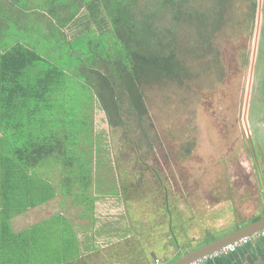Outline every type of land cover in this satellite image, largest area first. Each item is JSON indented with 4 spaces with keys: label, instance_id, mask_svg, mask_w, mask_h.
I'll use <instances>...</instances> for the list:
<instances>
[{
    "label": "trees",
    "instance_id": "trees-1",
    "mask_svg": "<svg viewBox=\"0 0 264 264\" xmlns=\"http://www.w3.org/2000/svg\"><path fill=\"white\" fill-rule=\"evenodd\" d=\"M227 1L214 0L208 15L191 0H149L140 7L135 0H0L7 7L4 26L11 22V41L3 50L6 28L0 19V264H68L80 258L76 230L62 213L21 231L13 230L11 220L58 193L91 220L105 193H123L117 188L122 183L107 175L117 167L107 162L104 140L93 134L95 104L109 127L121 128L124 139L138 147L133 121L150 150L145 90L184 86L194 77L181 59L178 26L196 29L208 51V34L227 20ZM33 8L38 11H28ZM82 9L88 14L79 19ZM75 25L85 28L71 38L64 29ZM256 88L262 93L261 83ZM54 167L60 170L59 189L49 178Z\"/></svg>",
    "mask_w": 264,
    "mask_h": 264
},
{
    "label": "rangeland",
    "instance_id": "rangeland-1",
    "mask_svg": "<svg viewBox=\"0 0 264 264\" xmlns=\"http://www.w3.org/2000/svg\"><path fill=\"white\" fill-rule=\"evenodd\" d=\"M135 1L138 7L149 2ZM191 2L196 10L206 13L213 7L214 0ZM252 3L255 4L253 14L250 12ZM3 6L0 2V13L3 12L0 19L6 28V37L1 42V47L5 50L11 41V22L4 26L7 7ZM260 6L262 9L256 32ZM223 9L222 7L217 12L220 13ZM33 10L38 11V8ZM189 10L193 12L195 19V11L191 7ZM225 10L226 22L216 34H208L211 36L208 51L205 44L198 42L200 39L197 40L196 29L178 26L177 34L184 38V42L182 38L177 39L182 49L181 59L194 77L184 86L167 83L145 90L144 101L148 115L144 127L148 132L150 150L146 143L139 141L141 129L133 121H129V124L132 128V138L139 142L138 147L124 139L121 128H110L103 110L97 104L94 106L93 134L97 140H104L101 144L108 152L110 159L107 162L112 164V167H117L107 175L116 181L119 180L122 187L119 185L117 188L123 189L122 194L105 193L95 203V214L109 213L107 210L104 212L105 206L114 205L116 214L124 217L127 225L135 224L133 228L153 223L156 226V230L153 229L155 235L152 234L148 240L151 244L148 247L151 246L152 249L158 241L167 238L170 240V247L162 249L163 252L152 250L155 254H161L163 261L175 257L178 247H199L205 238V241H208L211 238L209 236L224 234L236 224L248 222L249 217L258 216L264 211L259 181L255 166L252 165L243 124L251 61L254 58L248 123L253 151L256 150L255 153L260 155V179L264 181V128L261 127L259 108L252 110L251 107L253 104L261 107L264 104V99H261L255 90L258 83H261L264 93V0H228ZM85 14H88L87 10L82 9L78 14L79 19ZM206 14L212 15V12ZM164 20L166 24L170 23V15ZM199 27L202 28V25ZM91 28H94L93 24ZM65 29L72 38L78 26ZM72 77L79 80L74 74ZM70 91H77L76 87ZM133 157L135 160H131ZM49 171L50 180L59 189L60 170L54 167ZM246 173L251 174L249 182L246 181ZM247 183L257 191V202L245 195L250 192ZM227 187H231L234 192L226 194ZM236 187L238 189L235 191ZM217 200L220 202L216 203ZM146 212L147 218L140 219ZM57 213H62L71 223L79 240L82 241L86 237L87 224L82 223L86 220L80 217V209L59 193L56 198L45 204L14 217L11 220L12 228L14 231H21ZM150 214H154L153 219ZM168 221L172 222V228L165 232L164 225ZM78 231H82L81 234ZM130 248L127 239L119 250L124 253L129 252ZM81 251L82 259L78 262L86 264L89 253L84 249ZM103 262V259H99L96 264ZM145 264H153L152 256L147 257Z\"/></svg>",
    "mask_w": 264,
    "mask_h": 264
},
{
    "label": "crops",
    "instance_id": "crops-1",
    "mask_svg": "<svg viewBox=\"0 0 264 264\" xmlns=\"http://www.w3.org/2000/svg\"><path fill=\"white\" fill-rule=\"evenodd\" d=\"M32 12L34 13L35 11L33 10ZM84 28H85L84 26L78 27V30L75 31V34L73 36H78L79 35L78 33L81 32ZM64 32L67 35H69V32H67L66 29H64ZM115 208L116 207L114 205H106L104 212L107 210L109 213H104L102 215L94 214L93 218L90 221H87V220L82 221V223L87 224L86 226L87 235L85 238L82 239V241L81 240L79 241L81 245V250L84 249L85 251H88L89 253V257L86 261V264H96V262L99 261V259H103L104 264H142V263L145 264L147 257H150V256H152L153 264H154L155 259L157 258L161 259L162 258L161 254H155L152 250L157 249L158 251H162V249L165 250L169 248L170 245L168 241L170 240L167 238V240L163 239V241L161 242L158 241L160 244L157 242V244H154V246L151 249V246L148 247L149 245H151L148 243V240L152 237V234H154L153 229L156 230V226L153 223H151L149 226L146 224L144 227L141 226L142 227L141 228L140 226L136 224L138 228L136 227L133 228L132 226H135V224L127 225L125 218L116 214ZM96 212H97V207L95 204V213ZM145 216H141L140 219L145 220V218H147V214ZM151 217L153 219L154 214H152ZM170 224L171 223L164 225L165 232L172 228L170 227ZM180 227H181V230H183L182 225H180ZM233 230H230L226 233H229ZM81 232L78 231L79 234H81ZM226 233L217 235V236H209V237L217 239L225 235ZM92 234L96 237H94ZM127 239L130 242L131 248L129 249V252L123 253L122 251L119 250V248L122 245V243L126 241ZM210 239L205 242L203 241L201 243L202 245L199 244L200 245L199 247L209 243L211 241ZM214 239H212V241ZM146 247L148 248L145 252ZM199 247H195V248H199ZM187 248H189V246L185 245L184 249H187ZM181 249L182 248L178 247L176 253L178 254V252ZM148 250L149 252H147ZM169 251L172 254V251L171 250ZM80 259H82V255L77 261H79ZM162 262L166 263L167 261L162 260ZM68 264H72V262Z\"/></svg>",
    "mask_w": 264,
    "mask_h": 264
},
{
    "label": "flooded vegetation",
    "instance_id": "flooded-vegetation-1",
    "mask_svg": "<svg viewBox=\"0 0 264 264\" xmlns=\"http://www.w3.org/2000/svg\"><path fill=\"white\" fill-rule=\"evenodd\" d=\"M221 27H222V24L220 22L219 25H218V28L220 29ZM255 90H256L257 95H259L261 97V99L262 98L264 99V95L262 93H258L257 92L258 91L257 88H255ZM249 99H250V96H249ZM251 107H252V110H254L255 107L256 108H259V110H260V114L259 115H261L260 118L262 120L261 121V127L264 128V104L262 105V107H261V105H255V104L251 105ZM246 115H247L246 116V119H247V123H248V121L250 119V115H249L248 108H247V114ZM248 126H249V123H248ZM252 129H253V127H252ZM249 131H251L250 130V127H249ZM246 135H247V133H246ZM250 138H251V142H252L251 133H250ZM247 140H248V144H249V148H250V154L252 156V165L255 166V172H256L255 174H256L257 179L259 181V186H260V191H261V197H262V200H263V203H264V185H263L264 181L261 180L262 179V176L259 174L260 164H259V161L258 160L260 159V155L258 153H255L256 150L253 151V145L251 147L250 141H249L248 137H247ZM256 155H258V156L256 157ZM262 170L264 171V163H263ZM245 177H246V181L249 182V179L251 177V174L246 173ZM260 177H261V179H260ZM261 182H263V183H261ZM246 186L250 188L249 189L250 192L249 193H245V195L248 196L249 198H251L252 200H254V201L257 202L258 196H256L257 191L255 190V188L253 186H251L250 184H248V183L246 184ZM230 188L231 187H229V188L227 187V189L225 190V193L226 194H229L231 192H234ZM236 189H238V188L236 187L234 190L236 191ZM246 199H247V202H249V199L247 197H246ZM217 202L219 203L220 201L217 200ZM262 217H264V211H263L262 214H260L258 216L249 217L250 220L248 222H243L241 224V226L238 225V224H236L234 230H236V228H238V227H242V226L247 225V224H249L251 222H254L253 219H255V218L260 219ZM235 222H236V220H235ZM194 249H196V248L189 247L187 249H181L175 257L171 258L166 263L161 262L160 259H155V260H158L159 264H170L171 262H173L175 259H177L181 255L186 254V253H188V252H190V251H192ZM181 253H183V254H181ZM155 260H154V264H155ZM72 264H79V262L77 260L76 261H72ZM195 264H264V235L259 236V237H255L253 239H250L244 245L238 247L235 251H233L231 253H228L227 255H224V256H214V255L211 254V255H209V256H207V257H205V258H203V259H201L199 261H196Z\"/></svg>",
    "mask_w": 264,
    "mask_h": 264
},
{
    "label": "water",
    "instance_id": "water-1",
    "mask_svg": "<svg viewBox=\"0 0 264 264\" xmlns=\"http://www.w3.org/2000/svg\"><path fill=\"white\" fill-rule=\"evenodd\" d=\"M261 0H259L260 2ZM261 6L258 9V18H257V27H256V32H258V26L260 22V15H261ZM253 68H254V58L251 61V70H250V76H249V81H248V89H247V97H246V103H245V109L243 113V123L245 126V130L247 133V137L250 141V145L252 147V142L250 138V131H249V126L247 123L246 119V114H247V108H248V103H249V96H250V91H251V86H252V77H253ZM264 228V217L260 218L259 220L252 222L246 226H243L237 230H234L218 239H215L200 248H197L195 250H192L186 254L181 255L179 258L171 262L170 264H191L193 262L199 261L212 253L217 252L221 248L232 244L242 238L248 237Z\"/></svg>",
    "mask_w": 264,
    "mask_h": 264
},
{
    "label": "built area",
    "instance_id": "built-area-1",
    "mask_svg": "<svg viewBox=\"0 0 264 264\" xmlns=\"http://www.w3.org/2000/svg\"><path fill=\"white\" fill-rule=\"evenodd\" d=\"M260 234L264 235V231L261 232ZM247 241H248V239H243V240H240L239 242H236L234 244H231L229 246H226L225 248H223L219 252H217L214 256H224V255H227L228 253H231V252L235 251L238 247L242 246ZM155 263L156 264H159V262L157 260L155 261Z\"/></svg>",
    "mask_w": 264,
    "mask_h": 264
},
{
    "label": "bare ground",
    "instance_id": "bare-ground-1",
    "mask_svg": "<svg viewBox=\"0 0 264 264\" xmlns=\"http://www.w3.org/2000/svg\"><path fill=\"white\" fill-rule=\"evenodd\" d=\"M259 220V219H258ZM257 221V220H256ZM255 222V221H254ZM252 223V222H251ZM250 224V223H249ZM248 225V224H247ZM244 226H246V225H244ZM243 227V226H242ZM239 228H241V227H239ZM239 228H237V229H239ZM236 229V230H237ZM264 231V228L262 229V230H260V231H258V232H256V233H254V234H252V235H250V236H248V237H245V238H242V239H240V240H243V239H248V241L250 240V239H253V238H255V237H259V236H262V234H260L261 232H263ZM232 232V231H231ZM230 233V232H229ZM228 234V233H227ZM260 234V235H259ZM255 236V237H254ZM240 240H238V241H236V242H239ZM236 242H234V243H236ZM234 243H232V244H234ZM229 245H231V244H229ZM229 245H227V246H229ZM244 245V244H243ZM226 247V246H225ZM225 247H223V248H225ZM200 248V247H199ZM223 248H221V249H223ZM197 249V248H196ZM220 249V250H221ZM195 250V249H194ZM220 250H218L217 252H219ZM217 252H215V253H212V255H215ZM179 258V257H178ZM176 260V259H175ZM156 261V260H155ZM158 261V260H157ZM196 262H193V263H191V264H195ZM156 264V263H155Z\"/></svg>",
    "mask_w": 264,
    "mask_h": 264
}]
</instances>
